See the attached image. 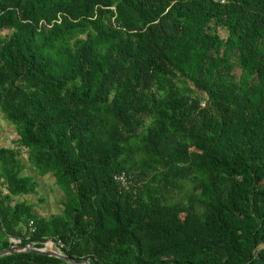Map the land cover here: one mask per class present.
Returning <instances> with one entry per match:
<instances>
[{"label": "trees", "instance_id": "16d2710c", "mask_svg": "<svg viewBox=\"0 0 264 264\" xmlns=\"http://www.w3.org/2000/svg\"><path fill=\"white\" fill-rule=\"evenodd\" d=\"M0 109L19 134L0 145V250L264 264V0H0ZM23 149L61 213L18 200L38 192Z\"/></svg>", "mask_w": 264, "mask_h": 264}, {"label": "rangeland", "instance_id": "374dc122", "mask_svg": "<svg viewBox=\"0 0 264 264\" xmlns=\"http://www.w3.org/2000/svg\"><path fill=\"white\" fill-rule=\"evenodd\" d=\"M223 37L227 36L226 30L221 32ZM19 138L16 126L6 118L5 114L0 109V145L13 146L14 141ZM22 157L26 164L24 174L33 177L38 183L37 194L25 195L19 197L18 200L27 199L34 204L36 211L44 216L50 217L52 215L61 213L65 198L63 191L56 182V177L53 174L40 175L32 167L28 160V150L23 149Z\"/></svg>", "mask_w": 264, "mask_h": 264}, {"label": "water", "instance_id": "95a60500", "mask_svg": "<svg viewBox=\"0 0 264 264\" xmlns=\"http://www.w3.org/2000/svg\"><path fill=\"white\" fill-rule=\"evenodd\" d=\"M14 244L6 249L0 250V256L6 254H19V253H36L48 256H54L63 259L72 264H91L90 258L77 259L65 254L62 250L54 247L53 245H45L44 247H36L34 242L22 243L21 240L13 239Z\"/></svg>", "mask_w": 264, "mask_h": 264}, {"label": "built area", "instance_id": "2783aa9c", "mask_svg": "<svg viewBox=\"0 0 264 264\" xmlns=\"http://www.w3.org/2000/svg\"><path fill=\"white\" fill-rule=\"evenodd\" d=\"M115 180L124 188L127 190H131L132 187L135 185L133 177L126 173V172H119L115 174L114 176ZM31 230L34 232L36 228L34 227L33 221L30 222ZM45 245H53L54 247L58 249H62L64 247V242L62 240L55 241L53 239H48L44 242Z\"/></svg>", "mask_w": 264, "mask_h": 264}]
</instances>
